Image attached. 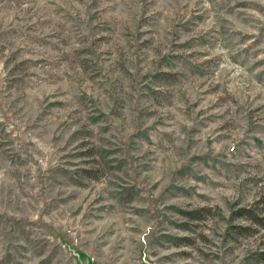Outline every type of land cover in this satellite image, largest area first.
Returning a JSON list of instances; mask_svg holds the SVG:
<instances>
[{"label":"rangeland","instance_id":"374dc122","mask_svg":"<svg viewBox=\"0 0 264 264\" xmlns=\"http://www.w3.org/2000/svg\"><path fill=\"white\" fill-rule=\"evenodd\" d=\"M263 196L264 0H0V264H259Z\"/></svg>","mask_w":264,"mask_h":264},{"label":"trees","instance_id":"16d2710c","mask_svg":"<svg viewBox=\"0 0 264 264\" xmlns=\"http://www.w3.org/2000/svg\"><path fill=\"white\" fill-rule=\"evenodd\" d=\"M262 204V211L256 212L251 209L247 208H239L237 209L233 214H232V219H243L245 221H248L250 224L258 226V227H263L264 226V196L261 198V203ZM199 213L198 211H191V212H184L183 215L185 216L186 221L192 222L199 220ZM233 230L235 232H251V227H244V226H234ZM259 257L257 258L259 261V264H264V252L259 253Z\"/></svg>","mask_w":264,"mask_h":264},{"label":"water","instance_id":"95a60500","mask_svg":"<svg viewBox=\"0 0 264 264\" xmlns=\"http://www.w3.org/2000/svg\"><path fill=\"white\" fill-rule=\"evenodd\" d=\"M79 264H84V263H82L81 261H80V263Z\"/></svg>","mask_w":264,"mask_h":264}]
</instances>
